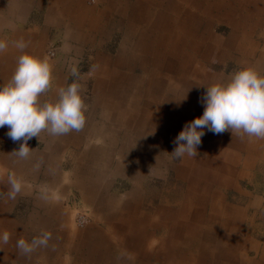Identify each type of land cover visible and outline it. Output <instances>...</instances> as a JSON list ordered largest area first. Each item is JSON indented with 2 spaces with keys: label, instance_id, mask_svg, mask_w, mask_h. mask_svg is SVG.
Listing matches in <instances>:
<instances>
[{
  "label": "crops",
  "instance_id": "0c3cea01",
  "mask_svg": "<svg viewBox=\"0 0 264 264\" xmlns=\"http://www.w3.org/2000/svg\"><path fill=\"white\" fill-rule=\"evenodd\" d=\"M104 1L90 7L82 0H47L43 23L65 26L68 38L92 48L89 60L97 66L90 85H82V130L42 132L28 141L50 145H28L25 159L15 153L23 141H12L7 126L0 128V235L10 234L7 244L0 243V264H264V139L205 129L197 156L176 162L152 147L165 130L177 136L201 116L205 87L233 73L220 71L216 80L205 63L233 62L264 73V49L256 40L264 37V0ZM33 2L0 0V39L9 45L0 53V85L21 55L14 41L23 39L25 51L35 55L48 39V25H27L25 7ZM113 11L124 13L110 36L103 20ZM214 26L228 27L227 36H216ZM113 33L119 43L110 54L104 45ZM81 48H73L78 56ZM59 59L42 101L54 102L68 85ZM134 93L142 97L141 107L131 101ZM2 141H9L7 147ZM150 161L183 184L178 208L164 201L154 211L142 208L139 189L145 186L136 184L135 173L149 171ZM128 172L130 194H118L117 176L127 184ZM13 182L21 191L10 198ZM74 195L108 227L77 228L67 202ZM43 231L52 233L48 246L21 254L17 240L30 242Z\"/></svg>",
  "mask_w": 264,
  "mask_h": 264
},
{
  "label": "clouds",
  "instance_id": "9594fccd",
  "mask_svg": "<svg viewBox=\"0 0 264 264\" xmlns=\"http://www.w3.org/2000/svg\"><path fill=\"white\" fill-rule=\"evenodd\" d=\"M21 52L16 67L7 83L0 85V128L7 126V136L14 142L23 141L15 151L20 158H27L32 149L28 140L42 132L52 136L80 131L86 123L87 105L82 95L83 86L74 79L66 87H60L57 99L42 101L41 97L51 90L53 66L46 58L25 51L27 43L21 39L13 42ZM8 42L0 39V53L8 48ZM71 75L78 77L73 67ZM202 102L201 116L187 122L175 137L174 158L185 155L195 158L205 129L213 134L231 131L244 137L264 139V73L255 67L245 66L233 72L229 78L207 87ZM21 191V184L13 182L10 198ZM52 239L50 231H43L30 242L17 240L16 247L28 256L38 247H47ZM10 234L0 235V243L7 244Z\"/></svg>",
  "mask_w": 264,
  "mask_h": 264
},
{
  "label": "rangeland",
  "instance_id": "374dc122",
  "mask_svg": "<svg viewBox=\"0 0 264 264\" xmlns=\"http://www.w3.org/2000/svg\"><path fill=\"white\" fill-rule=\"evenodd\" d=\"M82 1L87 6H90V7L92 6L102 7L103 4L101 3L105 2L104 0H82ZM45 2H47V0H34L33 3L26 5L25 7L26 10L24 13L26 14V18L28 20L27 25L33 24L38 28H42L43 25L44 26L48 25V24L43 23V21L45 20L44 18L46 17L45 8H46V5L48 6V2L47 3ZM118 5H123V4L120 3ZM122 12L120 11L119 13H115L113 11L111 13H107L108 15L103 20L104 22L106 21L105 22L106 27H108L107 31L109 32L110 36L113 30H115L114 28L117 29V27L115 26V23L117 22L116 18L122 15ZM122 19L123 17L120 20ZM116 24L118 25V23ZM45 30H47L46 32H48L49 34L48 39L44 42H41L43 44L41 48L38 51H36L37 53H35V56L48 59L49 62L54 66V68L55 66H57V59L59 58L62 59L63 57L64 58L63 65L64 67L67 68V73H66L67 79H68L67 83L70 84L73 82L74 79H78V82L81 85H83L85 82L87 86L90 85L88 84V82H91V79L94 77L93 69H95V66H97L94 62L89 60V55L91 54V51L93 52L92 48L87 47L85 45L83 46L82 43L77 42V39L68 38L65 33L66 31L65 26L59 28L55 25L50 26L49 24L48 27L45 28ZM213 32L216 34V36L222 35L221 37H226L227 33L229 32V28L214 26ZM257 32L261 34V31L259 29ZM69 36L73 37L72 35H69ZM118 37L119 36L116 33H113V37L111 38V41L108 44L104 45L105 47L103 46L104 49H106L105 51H108L110 54L115 53V50L118 47V43H119ZM66 40H68L69 43L66 42ZM256 40H259L261 42V48L264 49V37L260 36ZM81 46H83L84 48H81ZM51 47L54 48L53 55L50 54L49 49ZM78 47L79 49L81 48V53L79 56L78 54H76L75 50H73V48H78ZM204 66H205V70L211 75V77L213 76L214 79L216 80L220 78L221 76L220 71H223V73H229V72L232 73L238 70L239 68H241L240 66L236 65L233 62H229V63L225 62V63L219 64L216 61H209L205 63ZM262 66H264V60L262 61ZM73 67H75L78 70V73H79L78 77H73L71 75V69ZM224 69L227 71L224 72ZM136 72L138 71H135V73ZM85 78H87V80H85ZM167 94L169 96L172 95L173 97H175L172 94V92H166V94L164 92V96H167ZM131 101L135 104H138V107H141L142 105V97L137 96L135 93L133 94ZM175 137H176V134L174 132L170 130H165L159 137L160 139H158L157 143H155L152 146L154 147L155 153L156 154L158 153L162 156L166 155L170 161L176 162L177 158H174L173 154L171 153L175 148V144H174ZM149 142L151 141L149 140ZM8 143L9 141H2V144H3L2 146L7 147ZM28 145H31V147H38V149H41V148L45 149L44 145H50V144L32 140V141H28ZM151 158H152L151 160H153V156H151ZM63 159L65 158L63 157ZM115 159L116 160L118 159L119 161L120 159H122V157L121 158L116 157ZM66 162H67L66 159L62 160V164H63L62 166H65ZM118 165L119 163H117V166ZM126 165H128V163H126ZM128 167L132 169L133 166L128 165ZM165 167L166 166H157V168L153 167V164L151 162L148 166L149 171L147 172L145 171L141 173V171L139 172V170L136 169L137 171L135 173V176L136 174H139V176H138V182L136 181L134 182H136L137 185H139V182H144V186H145L139 189L140 194L142 192V196H143V203L141 204L143 209L149 208V209H152V211H154L158 201L160 203L164 201L165 204L169 205L168 207L178 208L177 207L178 203L181 202L182 200V193H183L184 187L180 181H175V180L172 181L171 179L172 172L167 171ZM132 173L134 174V172ZM140 177L142 178L140 179ZM127 178L129 179L127 180L128 181L127 184H125L124 179L122 177L117 176V179H119V182H118L119 187L117 186L114 189L118 194H122V195L130 194L129 192L131 191V189L129 188V186L132 184V182L130 184V180L131 181L133 180L130 176V173H129V177ZM132 189H135V188H132ZM74 196L76 197L75 199L69 198L67 202L69 204L68 206L71 207V210L73 212V215H72L73 223L77 228L88 229L92 227H98V228L100 227L101 229H106L108 227L107 219L102 220L100 219V217L94 216L92 213H90L88 210L82 207L79 195H74ZM79 217L84 218L83 224L78 222Z\"/></svg>",
  "mask_w": 264,
  "mask_h": 264
},
{
  "label": "built area",
  "instance_id": "2783aa9c",
  "mask_svg": "<svg viewBox=\"0 0 264 264\" xmlns=\"http://www.w3.org/2000/svg\"><path fill=\"white\" fill-rule=\"evenodd\" d=\"M49 50H50V54L53 55L54 54V48L51 47ZM78 222L83 224L84 223V218L83 217H79Z\"/></svg>",
  "mask_w": 264,
  "mask_h": 264
}]
</instances>
